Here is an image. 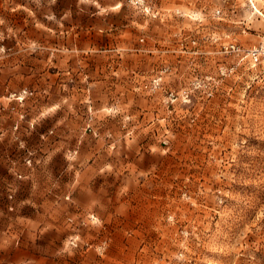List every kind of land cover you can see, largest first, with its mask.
<instances>
[{"label":"rangeland","instance_id":"rangeland-1","mask_svg":"<svg viewBox=\"0 0 264 264\" xmlns=\"http://www.w3.org/2000/svg\"><path fill=\"white\" fill-rule=\"evenodd\" d=\"M108 63L122 104L134 75L133 94L162 110L130 131L145 115L122 107L120 143L105 130L86 164ZM12 219L20 264H264V0H0V221ZM38 244L44 258L23 257Z\"/></svg>","mask_w":264,"mask_h":264},{"label":"crops","instance_id":"crops-1","mask_svg":"<svg viewBox=\"0 0 264 264\" xmlns=\"http://www.w3.org/2000/svg\"><path fill=\"white\" fill-rule=\"evenodd\" d=\"M115 62V61H113ZM112 64V63H111ZM106 64L105 67L112 66V80L111 86H108L110 83H106V91L111 90L112 94H106V97L101 103L98 104V110L102 113V115L107 116L105 117L104 121H100L96 129L98 130V134L93 137L92 134H88L85 137V140L81 147V157L86 164H89V160L93 158L95 152L93 149H97V152H100V147L104 145L106 139H104L105 130L111 131L113 130V137L114 140L120 143L121 140V131H119V126H109L115 122V114L121 113L122 107H125L129 110V112H142L145 117L142 119L135 118L132 122L126 123V126L129 127V130H135L138 126L143 125H150L149 121L147 122L146 116L153 112L154 109H159V107L154 106L155 99L147 95H134L133 92H136V81L135 76H129L130 87L128 88V97L126 103L122 104L121 100V80L119 75V69L115 65ZM134 70H131L133 72ZM133 85H132V84ZM90 89H91V83ZM133 87V88H132ZM159 110H162L160 108ZM135 116L138 115L134 113ZM114 116V117H113ZM101 128V130H99ZM111 129V130H108ZM135 140L134 138L129 139V141ZM102 154H98L97 157H102ZM82 202H83V198ZM84 203V202H83ZM86 207L89 209H98V206L93 205L90 206L86 204ZM97 207V208H96ZM30 223L32 226H38L41 223V220L34 219ZM41 247H38V250L34 247L33 251L24 250V258L26 259H34L40 260L44 258L41 254V250L44 249L43 244H38ZM49 246H45V250H47ZM0 264H20V219H12V220H2L0 221Z\"/></svg>","mask_w":264,"mask_h":264},{"label":"built area","instance_id":"built-area-1","mask_svg":"<svg viewBox=\"0 0 264 264\" xmlns=\"http://www.w3.org/2000/svg\"><path fill=\"white\" fill-rule=\"evenodd\" d=\"M251 54H252V56H253L254 59H256V60L258 59V51H257L256 49L252 50V51H251ZM160 79H161L160 76L154 78L153 81H152V83H151V85H153L154 87L159 86V85H160ZM147 86H149V84H146V85H145V87H147ZM182 97H183V100H185V101L188 100V97H189L188 92H187V91H184V92L182 93ZM169 98H170L171 100H174V99L177 98V95L174 94L173 92H171V93L169 94V96H168V99H169Z\"/></svg>","mask_w":264,"mask_h":264}]
</instances>
